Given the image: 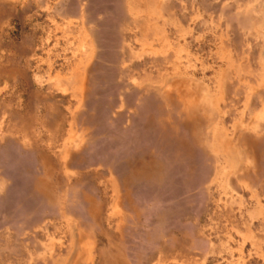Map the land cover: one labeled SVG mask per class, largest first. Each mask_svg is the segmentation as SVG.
<instances>
[{
    "label": "rangeland",
    "instance_id": "374dc122",
    "mask_svg": "<svg viewBox=\"0 0 264 264\" xmlns=\"http://www.w3.org/2000/svg\"><path fill=\"white\" fill-rule=\"evenodd\" d=\"M0 264H264V0H0Z\"/></svg>",
    "mask_w": 264,
    "mask_h": 264
}]
</instances>
